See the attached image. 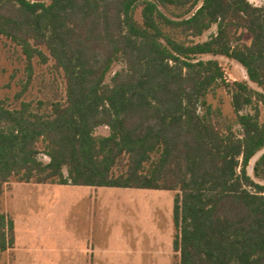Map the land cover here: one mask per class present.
Here are the masks:
<instances>
[{"label":"trees","instance_id":"1","mask_svg":"<svg viewBox=\"0 0 264 264\" xmlns=\"http://www.w3.org/2000/svg\"><path fill=\"white\" fill-rule=\"evenodd\" d=\"M0 37L20 48L30 77L35 59L52 60L66 85L64 101L0 102V253L14 243L1 202L17 178L178 192V264H264V6L0 0ZM203 56L238 63L248 80L229 85ZM219 89L235 120L209 101Z\"/></svg>","mask_w":264,"mask_h":264},{"label":"rangeland","instance_id":"2","mask_svg":"<svg viewBox=\"0 0 264 264\" xmlns=\"http://www.w3.org/2000/svg\"><path fill=\"white\" fill-rule=\"evenodd\" d=\"M249 1L264 6V0ZM216 32L214 28L201 40ZM244 41L249 44L250 36L246 34ZM202 59L219 60L231 86L248 80L245 69L234 61L213 56ZM33 68L30 77L20 48L0 37V102L9 109H18L23 102L37 106L42 101H64L65 81L54 68V62L42 65L35 59ZM120 69L121 66L116 67L114 74ZM209 101L220 107L227 118L235 120L231 97L225 89L211 94ZM96 133L107 135L109 129L101 127ZM40 148L43 151L42 145ZM39 159L49 162L43 153ZM17 182L13 178L10 185ZM177 194L160 190L17 184L3 198L2 208L15 222L22 247L19 253L28 264H87L92 257L94 264H178L180 256L174 250Z\"/></svg>","mask_w":264,"mask_h":264},{"label":"crops","instance_id":"3","mask_svg":"<svg viewBox=\"0 0 264 264\" xmlns=\"http://www.w3.org/2000/svg\"><path fill=\"white\" fill-rule=\"evenodd\" d=\"M17 184H34V183H20V182H17L15 184H12L10 185V182L5 186V189H4V193H3V196H2V203H1V209H2V212L3 211V198L5 197L6 194H8L10 192V190L16 186ZM9 188H7V186H9ZM34 185H57V184H34ZM62 186V185H60ZM66 186H73V185H66ZM75 187H83V186H75ZM7 188V189H6ZM90 188H94V187H90ZM5 214H7L9 216V212H4ZM10 218L12 219V217L10 216ZM13 221V219H12ZM15 222L13 221V224ZM175 241V240H174ZM19 244L20 242L18 241V237H17V234L15 232V224H14V243H13V246L11 248H9L7 251L5 252H2L0 253V264H28V262L24 261L25 258L23 255H21V253H19V250H22L20 247H19ZM175 250V249H174ZM27 257L29 258L30 255L27 254ZM95 263V258L92 257L90 262H89V259L87 261V264H94Z\"/></svg>","mask_w":264,"mask_h":264},{"label":"built area","instance_id":"4","mask_svg":"<svg viewBox=\"0 0 264 264\" xmlns=\"http://www.w3.org/2000/svg\"><path fill=\"white\" fill-rule=\"evenodd\" d=\"M224 80H225L227 83H229V79H228V77H227L226 75H224Z\"/></svg>","mask_w":264,"mask_h":264}]
</instances>
